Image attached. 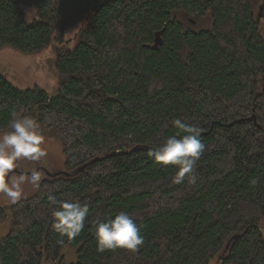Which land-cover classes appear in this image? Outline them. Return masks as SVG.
Returning a JSON list of instances; mask_svg holds the SVG:
<instances>
[{"label": "trees", "instance_id": "1", "mask_svg": "<svg viewBox=\"0 0 264 264\" xmlns=\"http://www.w3.org/2000/svg\"><path fill=\"white\" fill-rule=\"evenodd\" d=\"M95 4L0 0V47L36 53L59 42L55 96L0 73V133L23 108L61 140L73 169L0 210L12 213L0 264L56 262L65 246L78 248L71 264H264V0ZM207 14L212 26L196 30L192 20ZM175 119L202 129L194 185L148 156L179 131ZM51 198L88 205L79 236L52 230ZM120 211L144 244L98 252L94 225Z\"/></svg>", "mask_w": 264, "mask_h": 264}, {"label": "clouds", "instance_id": "2", "mask_svg": "<svg viewBox=\"0 0 264 264\" xmlns=\"http://www.w3.org/2000/svg\"><path fill=\"white\" fill-rule=\"evenodd\" d=\"M172 123L179 131L149 148L148 156L158 164L176 166L175 183H181L188 176L189 183L194 185L197 181L195 167L206 149L200 138L202 129L180 119H175ZM7 128V131L0 133V194L15 204L22 197L26 183L39 188L43 178L42 171L36 168L31 169L30 173L14 172L18 168V162H39L47 153L42 147L45 138L40 132L39 122L33 116L25 114L23 108L12 113ZM51 202L54 205L52 230L70 240L79 236L88 217V205L71 199L51 198ZM93 231L98 252L120 248L137 251L144 244L140 227L125 211L97 221ZM59 243L63 244V239Z\"/></svg>", "mask_w": 264, "mask_h": 264}, {"label": "rangeland", "instance_id": "3", "mask_svg": "<svg viewBox=\"0 0 264 264\" xmlns=\"http://www.w3.org/2000/svg\"><path fill=\"white\" fill-rule=\"evenodd\" d=\"M108 0H95L96 3L104 4ZM191 18L194 19L193 16ZM196 30L208 29L212 26L210 16L207 14L197 21L195 24ZM261 31L264 36V19L261 20ZM75 34L68 33L65 36V44L70 47L75 46ZM59 42L54 40L53 43L36 53H24L15 49L12 46L0 47V73L6 76L10 82L21 89H29L40 87L45 89L52 97L58 93V71L54 64L56 58V49ZM41 134L45 138L42 147L47 155L39 162L30 160H21L18 162V168L14 172H29L36 168L43 173L42 183L51 178L56 173H71L73 169L67 166L66 157L63 151V145L59 138L48 137L40 128ZM41 187V186H40ZM26 183L23 186V195L20 199H25L35 194L39 189ZM19 199V200H20ZM13 203L0 194V210ZM12 221V213L6 211L0 216V240L9 232ZM78 248L65 246L59 261L52 262L44 260L42 264H60L64 262L71 264L78 260ZM217 257L211 261V264H217Z\"/></svg>", "mask_w": 264, "mask_h": 264}, {"label": "water", "instance_id": "4", "mask_svg": "<svg viewBox=\"0 0 264 264\" xmlns=\"http://www.w3.org/2000/svg\"><path fill=\"white\" fill-rule=\"evenodd\" d=\"M94 10H97L98 8H99V4H95L94 5ZM262 13H260V16H262L261 15ZM192 22L193 23H196V21L195 20H192ZM163 32H164V29H162V30H160V31H157L156 33H155V41H154V44H153V46L155 47V48H159L162 44H163ZM256 119L257 118H255V121H256ZM235 238H239V235H236L235 237H233V239H235ZM230 245V244H229ZM228 245V246H229Z\"/></svg>", "mask_w": 264, "mask_h": 264}, {"label": "bare ground", "instance_id": "5", "mask_svg": "<svg viewBox=\"0 0 264 264\" xmlns=\"http://www.w3.org/2000/svg\"><path fill=\"white\" fill-rule=\"evenodd\" d=\"M96 4H99V3H96ZM102 4H99V6H101Z\"/></svg>", "mask_w": 264, "mask_h": 264}]
</instances>
